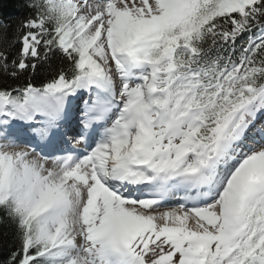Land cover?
<instances>
[{
	"label": "snow or ice",
	"instance_id": "snow-or-ice-1",
	"mask_svg": "<svg viewBox=\"0 0 264 264\" xmlns=\"http://www.w3.org/2000/svg\"><path fill=\"white\" fill-rule=\"evenodd\" d=\"M23 6L0 17V264H264V0Z\"/></svg>",
	"mask_w": 264,
	"mask_h": 264
},
{
	"label": "trees",
	"instance_id": "trees-1",
	"mask_svg": "<svg viewBox=\"0 0 264 264\" xmlns=\"http://www.w3.org/2000/svg\"><path fill=\"white\" fill-rule=\"evenodd\" d=\"M26 15L27 10L23 6V0H0V17L14 23L17 19H22ZM10 82L14 83V81ZM12 243L13 238L11 233L0 227V260L7 257Z\"/></svg>",
	"mask_w": 264,
	"mask_h": 264
},
{
	"label": "bare ground",
	"instance_id": "bare-ground-1",
	"mask_svg": "<svg viewBox=\"0 0 264 264\" xmlns=\"http://www.w3.org/2000/svg\"><path fill=\"white\" fill-rule=\"evenodd\" d=\"M170 203H173V202H170Z\"/></svg>",
	"mask_w": 264,
	"mask_h": 264
}]
</instances>
